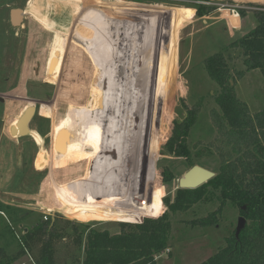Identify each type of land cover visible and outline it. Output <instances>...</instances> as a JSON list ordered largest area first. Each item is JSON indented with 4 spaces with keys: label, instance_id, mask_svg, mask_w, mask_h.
Instances as JSON below:
<instances>
[{
    "label": "rangeland",
    "instance_id": "rangeland-1",
    "mask_svg": "<svg viewBox=\"0 0 264 264\" xmlns=\"http://www.w3.org/2000/svg\"><path fill=\"white\" fill-rule=\"evenodd\" d=\"M31 2L0 0V203L7 207L0 212V248L9 255L20 247L19 226L34 227L48 211L51 218L59 219V228L66 227V235L73 227L79 232L80 224L114 235L119 223H126L122 219L133 212L164 197L173 203L181 179L193 167L216 175L218 158L210 148L216 133L210 112L216 108L218 88L204 69L207 57L222 52L230 70L243 73L235 85L237 97L251 112L264 109L260 72L247 71L240 52L227 49L256 27L254 12L264 7V0L45 1V14L49 9L53 12L63 34L61 38L54 34L59 39L52 54L56 66L48 61L52 34L34 31L38 37L28 35V22L21 30L5 24L10 9L30 10ZM97 12L103 14L98 16L104 23L100 24ZM52 70L56 86L50 83ZM182 93L188 103L184 102L185 111ZM28 99L38 109L29 123L32 134L13 137L9 129L31 102ZM53 101L54 122L49 120L54 118L53 105L43 104L42 116L38 106ZM197 104L198 119L186 139L188 162L171 154L166 144L173 122L189 120V111ZM65 127L75 135L66 154L59 156L54 140ZM114 133L123 141L118 149V178L125 176L126 185L135 183V190L122 197L123 210L104 208L101 214L76 219L70 215L82 175L92 165L93 171L103 168L109 182V160L102 153L115 147ZM41 158L45 164L39 168ZM88 180L84 178L85 183ZM118 193L122 195L119 189ZM218 208L219 201L211 197L186 212L172 213L170 247L156 258L157 263L201 264L225 247L241 217L237 207L223 206L215 227L192 225ZM146 217L161 218L146 215L130 224H140ZM66 235L54 248L55 264H82L83 247ZM34 254H24L12 264H35Z\"/></svg>",
    "mask_w": 264,
    "mask_h": 264
},
{
    "label": "trees",
    "instance_id": "trees-1",
    "mask_svg": "<svg viewBox=\"0 0 264 264\" xmlns=\"http://www.w3.org/2000/svg\"><path fill=\"white\" fill-rule=\"evenodd\" d=\"M79 11L88 15L83 8ZM254 16L256 27L232 42L227 49L238 50L245 69L258 70L264 80V7L255 11ZM203 65L209 79L218 88L214 98L216 108L210 112L216 133L210 148L218 158L217 172L211 180L196 189H178L173 203L164 197L124 217L122 221L126 223H119V232L114 235L90 229L85 224L78 225L81 227L79 232L77 227H73L70 235H66V227L57 225L59 219L49 217L47 221L27 228L19 238L20 247L15 253L9 255L0 248V264H12L24 254L33 252L35 264H55L54 248L65 235L78 248L83 247L82 264H158L156 258L170 247V215L186 212L211 197L219 201V208L192 222V225L217 226L222 207L229 203L239 209L245 226L237 238L235 232L231 234L225 240V247L201 264H264V109L251 112L248 105L237 97L235 85L243 73L230 70L222 52L207 57ZM184 102L188 104L182 93L180 103L185 111ZM199 112L197 104L189 111V120L173 122L172 136L166 144L171 154L184 157L188 162L186 139ZM114 137L115 147L120 151L123 141L121 137L118 140V135L116 138V133ZM84 178L89 179L87 183ZM106 179L103 168L89 170L85 176L82 175L80 182L83 184H79L78 197L70 216L83 221L90 214H101L104 208L110 212L123 210L122 197L132 195L135 183L126 185L125 176L121 180L118 178V162L109 161L107 184ZM2 209L7 210V207L4 209L0 203L1 213ZM146 215L161 218L146 217L140 224H130Z\"/></svg>",
    "mask_w": 264,
    "mask_h": 264
},
{
    "label": "water",
    "instance_id": "water-1",
    "mask_svg": "<svg viewBox=\"0 0 264 264\" xmlns=\"http://www.w3.org/2000/svg\"><path fill=\"white\" fill-rule=\"evenodd\" d=\"M12 13V23L13 25H18L19 23V13L20 10H14ZM35 113L34 107H28L25 109L23 114L19 117L16 125L10 127V135L13 137H24L27 135H30V131L28 129V125L30 121L32 120ZM75 135V134H74ZM71 137V135H69ZM64 141V144H61L66 147V127L65 129H62L58 135L55 137L54 140V146H59L58 142ZM54 149H56L54 147ZM57 150V149H56ZM58 153L62 155V151L60 150ZM59 155V154H58ZM102 156L106 159H108L110 162L116 163L118 162L120 158L119 151L116 147L112 148H106L103 150ZM92 171V165L89 169ZM215 175L211 172L204 170L199 167H193L184 178L181 179V186L179 189H196L200 187L201 185L207 183L209 180H211ZM245 226V219L243 217H239L237 221V226L235 229V237L237 238L240 231ZM20 229L23 230V233L27 232V229L23 228L21 225L19 226Z\"/></svg>",
    "mask_w": 264,
    "mask_h": 264
},
{
    "label": "crops",
    "instance_id": "crops-1",
    "mask_svg": "<svg viewBox=\"0 0 264 264\" xmlns=\"http://www.w3.org/2000/svg\"><path fill=\"white\" fill-rule=\"evenodd\" d=\"M45 1H49V0H32V2L30 3V10H26V11H24V10H22V9H10L9 10V12H8V14H5V19H4V21H5V24L7 25L8 24V26L11 28V29H13V30H15V29H19V30H21V29H24L25 27H26V24H27V22H28V24H29V30H27V31H25L26 33H28V35H29V33L31 34V36H35V33H33L34 31H36V32H38V31H45L46 33H49V34H52V36H53V38H54V32H57V33H60L59 31H62L61 29H59L58 28V26L56 25V22H55V20H54V17H53V12L52 11H50V9L48 10V12L45 14V10H44V8L42 7V5H43V3L42 2H45ZM50 1H55V0H50ZM41 3V4H40ZM40 4V5H39ZM52 5H53V3H52ZM50 6H51V3H50ZM14 10H20V13H19V15H18V17H19V23H18V25H13V23H12V11H14ZM48 14H49V16H48ZM29 19H31L32 20V22L30 23V21H29ZM53 19V20H52ZM54 21V22H53ZM49 27V28H51V29H47V27ZM27 37V36H26ZM35 37H38V36H35ZM30 43V41H28L27 42V45ZM27 45H25V48L27 47ZM37 46H34V48H36ZM28 49V48H27ZM32 51L34 52V53H36V51H34L33 49H32ZM37 54H38V52H37ZM28 58H30V57H27V59ZM25 60H27L26 58H24ZM49 59V58H48ZM27 62H29L28 60H27ZM26 64V63H25ZM27 65H28V63H27ZM47 65H48V61H47ZM27 68H29V67H27ZM63 68H64V64H63ZM48 69V68H47ZM47 69H46V73H47ZM63 71V70H62ZM62 74V73H61ZM60 79H61V77H60ZM45 80V79H44ZM60 81V80H59ZM45 82V81H44ZM46 83V82H45ZM59 83V82H58ZM46 84H48V83H46ZM50 85V84H49ZM52 86H56V85H52ZM54 98H56V94H54V96H53ZM26 101H31V102H28V105H26L24 108H23V110H22V112L20 113V115H19V117L23 114V112L25 111V109L26 108H28V106H30V107H33L34 105H31V104H34V103H32V102H34L33 100H30V99H28V100H26ZM36 102V101H35ZM31 103V104H30ZM54 101L53 102H49V104H46V103H41V102H39V104H38V106H39V110H40V106L42 105V104H44V105H46V106H52L53 105V107H54V118L53 119H49V118H46V117H44V118H46V119H49V120H52L53 122H54V120L56 119V107L54 106ZM35 108V107H34ZM37 111H38V109L37 108H35V113H34V116L33 117H35V115L37 114ZM39 114H40V111H39ZM41 115V114H40ZM42 116V115H41ZM19 117L17 118V119H19ZM41 123H43L42 121H41ZM53 125H52V130H53ZM28 129H29V131H30V134H32V131L30 130V125H28ZM9 131H10V129H9ZM33 136V135H32ZM50 149L52 150V141H51V145H50ZM54 169H57V168H54ZM75 178H77V177H74V178H72V179H75ZM72 179H70V180H72ZM69 181V180H68ZM66 182V181H65ZM65 182H63V183H65ZM47 209H48V207H47ZM22 226V225H21ZM25 229H27V228H25Z\"/></svg>",
    "mask_w": 264,
    "mask_h": 264
},
{
    "label": "bare ground",
    "instance_id": "bare-ground-1",
    "mask_svg": "<svg viewBox=\"0 0 264 264\" xmlns=\"http://www.w3.org/2000/svg\"><path fill=\"white\" fill-rule=\"evenodd\" d=\"M97 0H93V2H96ZM77 2V1H76ZM80 2H81V4L84 2V0H80ZM57 5H58V3H56ZM77 4V3H76ZM79 4V3H78ZM80 4V5H81ZM102 4V3H101ZM95 6H98V5H95ZM110 6V5H109ZM103 7V6H102ZM96 8V7H95ZM100 8V7H99ZM109 8V7H108ZM72 9V8H71ZM98 9V8H97ZM107 9V8H106ZM101 10V9H100ZM71 11L72 10H70V13H71ZM73 12V11H72ZM49 13V12H48ZM107 13V12H106ZM111 13V12H110ZM97 14V17H98V20H99V22H100V24H102V23H104L103 22V18H100L99 16L101 15V13L99 12H97L96 13ZM56 15H58V14H56ZM71 15V14H70ZM99 15V16H98ZM103 15V14H102ZM102 15H101V17H102ZM48 16H49V14H48ZM53 16H54V14H53ZM20 17V16H19ZM54 17H56V16H54ZM66 17V16H65ZM56 19V18H55ZM113 19H116V18H113ZM53 20V19H52ZM65 20V19H64ZM114 21V20H113ZM54 22V21H53ZM57 22V21H56ZM69 23V22H68ZM60 26H64V25H60ZM116 26V25H115ZM67 27H69V26H67ZM65 28V27H64ZM47 29H51V28H47ZM63 29V28H62ZM109 31H110V29H109ZM55 33H57V32H54V34ZM59 35H61L60 36V38L62 37V35L63 34H60V33H58ZM55 37V36H54ZM58 37V36H57ZM53 38V42H52V46H51V51H50V56H49V59H48V61H49V63L50 62H53L54 63V65L56 66V63H57V61L56 60H54L53 59V52H54V49L56 48V46H57V43H58V38ZM49 67V64L47 65V68ZM51 67V66H50ZM54 68V67H53ZM49 69V68H48ZM52 72H54V70H52ZM52 72H51V74H52ZM48 73V72H47ZM55 76H56V73L54 72V77L52 78V80H51V85H55L56 84V78H55ZM52 77V76H51ZM47 78H48V76H47ZM55 78V79H54ZM50 79V78H49ZM47 83V82H46ZM50 83H48V84H50ZM38 95V94H37ZM39 96H41V95H39ZM43 98V97H42ZM34 105V104H33ZM43 105V104H42ZM42 105L40 106V109H42ZM40 111V110H39ZM18 120V119H17ZM17 122H15V124H16ZM69 135H71V137L69 136ZM74 139V131H72V130H66V147L64 148V146H62L61 144H64V141H61L60 143L58 142V144H59V146L57 145V146H55V148L57 149H55V152H56V154L58 155L59 154V156H60V153H58L60 150L63 152L62 153V155H65L66 154V151H67V149H68V146L70 145V143H72V140ZM39 143V142H38ZM39 159H37V161H38ZM36 162V161H35ZM45 164V162H44V159L43 158H41L40 160H39V164L37 165V167L40 165V166H43ZM40 166H39V168H40ZM36 168V167H35ZM37 169V168H36ZM38 170V169H37ZM40 170V169H39Z\"/></svg>",
    "mask_w": 264,
    "mask_h": 264
},
{
    "label": "built area",
    "instance_id": "built-area-1",
    "mask_svg": "<svg viewBox=\"0 0 264 264\" xmlns=\"http://www.w3.org/2000/svg\"><path fill=\"white\" fill-rule=\"evenodd\" d=\"M232 15L234 16V13L232 11ZM49 213H47V215L44 216V221H47V219L51 216L50 211H48Z\"/></svg>",
    "mask_w": 264,
    "mask_h": 264
}]
</instances>
